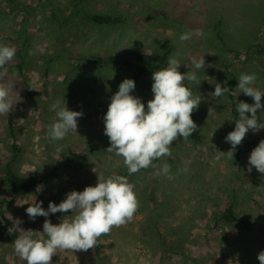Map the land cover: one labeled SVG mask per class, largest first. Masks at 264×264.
Listing matches in <instances>:
<instances>
[{"label":"rangeland","instance_id":"rangeland-1","mask_svg":"<svg viewBox=\"0 0 264 264\" xmlns=\"http://www.w3.org/2000/svg\"><path fill=\"white\" fill-rule=\"evenodd\" d=\"M73 1L0 0V45L16 48L6 68L21 97L13 112L0 117V167L9 162L16 172L39 180L38 194L13 202L0 186V264H26L14 252L18 233L8 232L13 220H22L19 227L32 230L34 238L43 231L46 218L30 220L29 205L42 202L47 209L50 201L59 204L70 191L95 186L98 176L113 175L126 176L135 186L139 207L132 220L102 235L94 249L58 251L52 264H260L264 174L254 167L249 173L247 168L251 151L264 140V129L250 130L232 158L225 155L214 161L212 145L226 153L231 145L225 137L234 127L230 91L218 102L210 93L216 83L227 87L229 71L237 102L254 103L236 88L241 74L254 73L255 86L264 91V54L235 60L233 52L243 53L244 45L251 43L264 46V0H85L83 11L112 12L124 19L103 27L92 24L83 12L75 14ZM196 29L203 36L180 41L182 33ZM167 49L169 57L180 60L182 74L196 71L201 81L199 86L185 81L194 96L204 98L192 113L198 129L189 140L174 141L171 156L154 161L169 164L172 179L154 175L157 169L151 167L129 175L122 158L106 151L110 141L103 117L120 83L133 79V69L99 68L86 56H130L140 50L160 59ZM203 56L205 69H194L191 59ZM228 62L234 64L226 69ZM153 72L135 81L131 93L146 109L153 98ZM57 101L61 105L66 101L70 110L83 116L78 118L77 133L51 141L48 129L57 119L51 106ZM210 107L214 110L209 113ZM257 115L264 122V112L258 110ZM57 147L62 148L59 155ZM230 200L240 217L236 224L218 219ZM72 218L71 211L47 217L53 224ZM243 220L248 227L243 228Z\"/></svg>","mask_w":264,"mask_h":264},{"label":"clouds","instance_id":"clouds-1","mask_svg":"<svg viewBox=\"0 0 264 264\" xmlns=\"http://www.w3.org/2000/svg\"><path fill=\"white\" fill-rule=\"evenodd\" d=\"M193 36H203V31L196 29L182 33L179 39L182 42L188 41ZM15 55V46L0 45V117L9 115L21 102L19 92L14 90L16 85L9 79L6 68ZM190 62L196 70H204L206 67L204 56L198 59L193 57ZM181 65L179 59L169 57L166 68L153 72V98L147 102V109L140 97L131 94L136 87L133 79H124L118 91L111 96L108 110L103 117L104 134L110 141L106 151L122 158L129 175L151 167L157 169L154 175L172 179L171 166L167 163L156 164L154 161L171 156L173 142L181 137L184 141L189 140L198 129L192 113L198 109L204 98L194 96L185 81L198 86L201 81L196 71L182 74L178 70ZM256 82L257 76L254 73L239 76L236 88L239 93L253 98L254 103L238 102L235 128L225 137L231 148L225 153L212 145L215 149L214 161H220L225 155L232 158L237 146L241 145L250 130L256 133L264 129V122L257 115L258 110L264 112V91L255 86ZM228 91V87L216 83L215 91L210 94L218 102ZM51 110L57 117L48 129L47 135L51 141L63 140L70 133H77L78 118L83 116V112L70 110L66 101L63 105L57 101L51 106ZM213 110L210 107L209 113ZM249 113L250 116L247 115ZM56 152L61 154L62 148L57 147ZM253 167L264 174V140L259 142L248 158L247 171L250 173ZM134 187L123 175L108 178L98 176L95 186H86L83 191H70L59 204L50 201L47 209L42 207V202L29 205L26 213L30 220L46 218L43 231L34 238L32 230L19 227L22 220H13L8 232L18 233L12 243L15 254L26 261V264H52L58 251L94 249L102 235H107L113 228L132 220L139 207ZM69 211L73 214L71 220L53 224L47 219L50 214ZM257 259L260 264H264V251L257 254Z\"/></svg>","mask_w":264,"mask_h":264},{"label":"trees","instance_id":"trees-1","mask_svg":"<svg viewBox=\"0 0 264 264\" xmlns=\"http://www.w3.org/2000/svg\"><path fill=\"white\" fill-rule=\"evenodd\" d=\"M85 0H74L73 1V7L75 8V14L78 12H83V15L85 18H87L92 24L98 25V26H107V25H113L116 23L121 22L123 19L122 16L118 14H114L112 12H101V11H83L82 8H84L83 3ZM160 21H165L163 17L159 18ZM220 37V36H219ZM217 39V38H216ZM215 42H217L215 40ZM243 53L236 50H233L235 60H238L241 56L244 57V60H249L251 57H254L255 55H263L264 54V46L259 43H251L244 45ZM169 49L165 50L160 59H156L153 56L150 55H143V53L140 50L134 51L132 55H125V54H117V53H111L107 54L105 56L99 55V54H90L86 56V59L99 68H104L106 66H116V65H123L129 68L133 69V75L132 78L134 81L140 80L148 71H158L163 68H166L168 66V58H169ZM234 63L228 62L225 66L226 69H228L230 66H232ZM23 65L22 62L18 63V67L21 68ZM234 75L232 72H228V76L226 77V84L229 88V106H230V112L232 116V127L235 128V122L238 119V112H237V106L238 102L235 98V95L232 93L233 91V85ZM28 82V81H27ZM28 84V83H27ZM28 91L31 93V90L28 89ZM8 128L11 136L14 137V124L12 122V119H9L8 122ZM14 148H17L15 145H13ZM39 180L38 178L33 174H20L16 172L11 167V164L8 162L5 166L0 167V186H3L7 192L10 194L9 202H13L18 197L27 195V194H38L37 186H38ZM218 219L225 221L230 224H236L238 221H240V217L237 215V212L235 210V203L234 201L230 200L227 207L218 214ZM243 228L248 227L247 220H243Z\"/></svg>","mask_w":264,"mask_h":264}]
</instances>
